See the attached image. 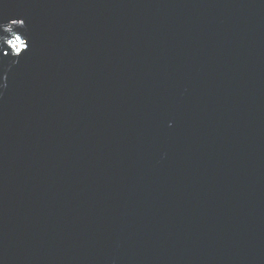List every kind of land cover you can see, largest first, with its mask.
I'll return each mask as SVG.
<instances>
[{"label":"water","instance_id":"1","mask_svg":"<svg viewBox=\"0 0 264 264\" xmlns=\"http://www.w3.org/2000/svg\"><path fill=\"white\" fill-rule=\"evenodd\" d=\"M2 78L0 264H264V0H0Z\"/></svg>","mask_w":264,"mask_h":264},{"label":"clouds","instance_id":"2","mask_svg":"<svg viewBox=\"0 0 264 264\" xmlns=\"http://www.w3.org/2000/svg\"><path fill=\"white\" fill-rule=\"evenodd\" d=\"M10 43L15 48L16 54L18 55L20 50H21V41L19 39H16V40H12ZM24 47H25V50H26V45ZM4 55H8V52L5 51ZM6 87H7V78L0 79V95L3 94L2 90L5 89Z\"/></svg>","mask_w":264,"mask_h":264}]
</instances>
